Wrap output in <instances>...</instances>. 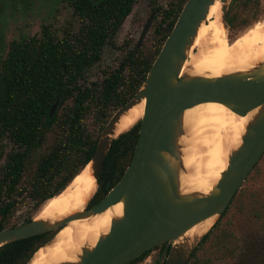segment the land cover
Listing matches in <instances>:
<instances>
[{
	"label": "trees",
	"instance_id": "obj_1",
	"mask_svg": "<svg viewBox=\"0 0 264 264\" xmlns=\"http://www.w3.org/2000/svg\"><path fill=\"white\" fill-rule=\"evenodd\" d=\"M186 1L160 7L151 47L128 50L119 66L95 87L81 84L80 78L87 66L100 60L113 31L137 0H74L82 17L74 38L70 33L57 37L45 29L41 36L11 41L0 60V140L10 139L15 149L0 173V230L17 225L9 224V219L25 192L37 207L42 206L39 214L91 161L112 110L138 91ZM57 100L60 105L51 115ZM92 106L97 108V134L84 122ZM140 126L138 122L114 140L93 202L101 200L123 176ZM54 234L46 232L0 246V264H26ZM187 264H264V155Z\"/></svg>",
	"mask_w": 264,
	"mask_h": 264
},
{
	"label": "water",
	"instance_id": "obj_2",
	"mask_svg": "<svg viewBox=\"0 0 264 264\" xmlns=\"http://www.w3.org/2000/svg\"><path fill=\"white\" fill-rule=\"evenodd\" d=\"M216 1L187 0L146 79L103 128L87 164L92 165L97 191L105 159L114 140L121 134L116 135L117 123L123 114L145 101L144 114L138 121L141 126L133 157L116 185L90 206L96 191L84 210L64 218L51 221L37 215L30 221L1 229L0 246L46 232L56 234L75 219L102 213L123 202V215L112 219L109 232L101 235L95 246L83 247L77 262L59 264H127L162 243H166V247L161 264L189 262L203 237L220 219L264 155V60L249 70L220 76L183 72L199 28ZM220 1L222 21L228 28L227 15L232 0ZM151 23L152 17L141 32L139 45L147 37ZM206 102L223 103L242 116L256 109L257 112L246 126L241 145L232 151L227 169L210 192L183 193L180 174L185 167L181 137L188 133L185 113ZM59 104L60 100H57L52 105L51 115ZM213 216H216L215 221L206 232L194 239L185 238L193 226ZM53 238L36 251L50 244Z\"/></svg>",
	"mask_w": 264,
	"mask_h": 264
},
{
	"label": "bare ground",
	"instance_id": "obj_3",
	"mask_svg": "<svg viewBox=\"0 0 264 264\" xmlns=\"http://www.w3.org/2000/svg\"><path fill=\"white\" fill-rule=\"evenodd\" d=\"M212 31V32H211ZM222 21V3L217 0L202 23L191 48L183 72L193 75L220 76L253 68L264 60V26L256 27L230 41ZM145 101L135 105L121 117L116 135L132 128L144 114ZM257 112L242 116L220 102H206L189 108L184 117L187 136L181 137L185 165L180 174L183 193H208L229 164L232 151L242 143L246 126ZM184 161V160H183ZM89 164L58 196L49 200L38 218L58 220L82 211L96 193L98 184ZM123 215V202L106 211L75 219L58 231L50 244L35 252L29 264H59L80 260L83 247L95 246L99 237L109 232L112 219ZM210 217L193 226L184 235L194 239L214 223Z\"/></svg>",
	"mask_w": 264,
	"mask_h": 264
},
{
	"label": "rangeland",
	"instance_id": "obj_4",
	"mask_svg": "<svg viewBox=\"0 0 264 264\" xmlns=\"http://www.w3.org/2000/svg\"><path fill=\"white\" fill-rule=\"evenodd\" d=\"M170 0H137L132 12L127 16L119 28L116 29L113 36L102 52L101 59L88 69L82 84L86 86L93 85V82H100L106 72L117 67L125 52L134 45L141 33L143 24L154 12L158 5H166ZM232 12L234 16H243L251 18V21L243 28H226V38L230 41L244 35L248 31L264 26V0L258 1V9H252L253 15L242 11L237 5V0L233 1ZM0 11V36L2 40L1 51H5V56L9 44L14 39L27 36H41L45 29H49L57 37H62L68 30L77 33L80 29L81 21L76 16L73 6L65 0H3ZM247 15V16H244ZM154 28H151L149 34L143 42L145 50L151 47V38ZM212 32V31H211ZM129 41V44H125ZM195 52L198 47H192ZM117 109H113V114ZM97 108L92 106L85 118L86 128L94 133H98L99 125L95 113ZM103 130V129H102ZM102 132V131H101ZM101 134V133H100ZM5 144V156L0 159V173L3 164L7 159V154L15 149V145L9 142V139L0 140V146ZM183 157V166L185 165V154ZM185 158V159H184ZM26 185V184H24ZM18 208L9 219V224H21L28 217H36L41 207H37L27 196L26 192L18 199ZM54 236V235H53ZM199 246V245H198ZM166 247V244H165ZM163 243L155 246L141 259L130 264H160L162 261Z\"/></svg>",
	"mask_w": 264,
	"mask_h": 264
},
{
	"label": "flooded vegetation",
	"instance_id": "obj_5",
	"mask_svg": "<svg viewBox=\"0 0 264 264\" xmlns=\"http://www.w3.org/2000/svg\"><path fill=\"white\" fill-rule=\"evenodd\" d=\"M2 1L3 0H0V11H1V9H2V7H1V4H2ZM65 1H68V3L70 4V5H72L73 6V9H74V12L76 13V16L79 18V20L80 21H82L81 20V15H80V12H79V10H77L76 9V7H75V3H74V0H65ZM79 1H82V0H79ZM175 1H178V0H170L169 1V3L168 4H166V5H158L156 8H155V10H154V12H152V14L149 16V18L150 17H152V23H151V27H150V30H151V28H153L154 27V24L160 19V11H159V8L160 7H170V5L174 2L175 3ZM233 1L234 0H232L231 1V3H230V6H229V9H228V15H227V24H228V27H230V28H243L244 26H246L248 23H249V21H251V18H244L243 16L241 17V16H239V15H237L236 17L234 16V14H233V12H232V8L234 7L233 6ZM258 1L259 0H237V5H238V7L239 8H241V10L242 11H245L247 14H250L251 13V15H253L254 14V12H252V9H254V10H256V9H258ZM187 2V1H186ZM185 5V4H184ZM181 13V12H180ZM244 16H247V15H244ZM127 18V17H126ZM125 18V19H126ZM148 18V19H149ZM124 19V20H125ZM148 19L146 20V22L143 24V27H142V30H143V28H144V26H145V24L147 23V21H148ZM124 20L122 21V23L124 22ZM121 23V24H122ZM121 26V25H120ZM119 26V27H120ZM118 27V28H119ZM80 29H81V26H80ZM80 29H79V31H80ZM142 30H141V32H142ZM150 30H149V32H150ZM78 31V32H79ZM115 31H116V29L113 31V33H112V36H113V34L115 33ZM52 32V31H51ZM53 33V32H52ZM67 33H70L71 34V36L74 38L75 37V34L73 33V32H71L70 30H68L65 34H67ZM64 34V35H65ZM149 34V33H148ZM55 35V34H54ZM63 35V36H64ZM140 35H141V33H140ZM56 36V35H55ZM111 36V37H112ZM110 37V38H111ZM110 38H109V42L108 43H110ZM139 39H140V36H139V38H138V40H137V42L134 44V45H132V47L130 48V49H137V48H141L142 46H143V42L141 43V45H139ZM146 39V38H145ZM107 43V44H108ZM106 44V45H107ZM125 44H129V41H126V43ZM105 45V46H106ZM2 45H0V47H1ZM130 49H128V50H130ZM104 50V49H103ZM127 50V51H128ZM126 51V52H127ZM5 51H0V60H2L1 59V57H3L2 56V54L4 53ZM125 52V53H126ZM101 59V58H100ZM98 62V61H97ZM120 64V63H119ZM93 66V65H92ZM92 66H87L86 67V69H87V71H88V69L90 68V67H92ZM119 66V65H118ZM117 66V67H118ZM117 67H114V68H112L111 70H109L108 72H106V74H105V76H104V78L107 76V74H109V72L110 71H112V70H114V69H116ZM86 71V72H87ZM86 72H85V74H86ZM85 74H84V76L82 77V78H80L81 80H80V82H81V84H82V79L85 77ZM104 78L100 81V82H93V85H91L92 87H95V86H98L97 84L98 83H102L103 82V80H104ZM83 85H85V84H83ZM95 85V86H94ZM60 105V104H59ZM59 107V106H58ZM58 109V108H57ZM5 139H8V138H5ZM9 142L10 143H12L13 145H14V143L9 139ZM4 151H5V144H2L1 146H0V159L3 157V156H5V153H4ZM12 152V150L6 155L7 156V159H6V161H5V163L3 164V167H4V165L7 163V161H8V159H9V156H10V153ZM3 167H2V169H3ZM98 202V201H97ZM96 203V201L95 202H91V204H90V206L91 205H93V204H95ZM24 222H26V221H24ZM140 257V256H139ZM137 259V258H136ZM136 259H134V260H136ZM134 260L133 261H131V262H134ZM130 262V263H131ZM130 263H127V264H130Z\"/></svg>",
	"mask_w": 264,
	"mask_h": 264
}]
</instances>
